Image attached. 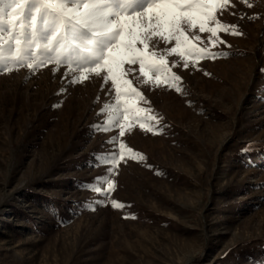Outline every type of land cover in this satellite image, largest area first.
<instances>
[{"label": "rangeland", "instance_id": "374dc122", "mask_svg": "<svg viewBox=\"0 0 264 264\" xmlns=\"http://www.w3.org/2000/svg\"><path fill=\"white\" fill-rule=\"evenodd\" d=\"M232 2L219 18L244 35L220 33L227 58L173 68L183 93L134 66L162 130L126 132L146 160L118 166L107 200L87 185L118 132L95 127L110 82L72 85L51 64L0 74V264H264V0Z\"/></svg>", "mask_w": 264, "mask_h": 264}, {"label": "snow or ice", "instance_id": "6c2138e0", "mask_svg": "<svg viewBox=\"0 0 264 264\" xmlns=\"http://www.w3.org/2000/svg\"><path fill=\"white\" fill-rule=\"evenodd\" d=\"M240 3L253 7L251 0ZM234 7L232 0H0V74L21 68L35 74L51 64L53 73L66 67L72 85L92 75L102 76V87L110 82L112 101L101 107L98 115L105 119L95 127L118 132L107 141L111 148L96 157L107 166L106 175L87 185L107 200L116 188L111 175L118 166L127 160H146L124 142L126 132L136 125L153 135L162 130L161 118L151 108L139 106L148 101L129 78L137 73L134 66L138 65L135 79L142 85L183 93L182 77L173 68L227 58L229 52L212 50L231 47L220 33L244 35L238 24L219 18ZM171 56L178 59L169 61ZM110 204L114 209L125 207L115 199Z\"/></svg>", "mask_w": 264, "mask_h": 264}]
</instances>
